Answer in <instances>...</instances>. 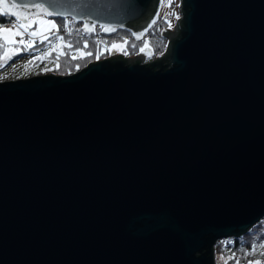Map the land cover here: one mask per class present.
Listing matches in <instances>:
<instances>
[{
  "label": "water",
  "instance_id": "obj_1",
  "mask_svg": "<svg viewBox=\"0 0 264 264\" xmlns=\"http://www.w3.org/2000/svg\"><path fill=\"white\" fill-rule=\"evenodd\" d=\"M15 2L137 40L160 0ZM177 11L148 64L0 82V264H214L264 218V0Z\"/></svg>",
  "mask_w": 264,
  "mask_h": 264
},
{
  "label": "trees",
  "instance_id": "obj_2",
  "mask_svg": "<svg viewBox=\"0 0 264 264\" xmlns=\"http://www.w3.org/2000/svg\"><path fill=\"white\" fill-rule=\"evenodd\" d=\"M10 19L14 20L15 18L11 17ZM9 18L0 16V27L5 26L7 24H11L8 22ZM59 21V20H58ZM64 25L65 23H68V29L70 30L71 34L68 35V33L65 31L63 27H61L59 31V35H62L65 37L66 42H71V44L75 48H80L82 51L86 52H92L93 56L91 57H85L84 59H71L72 55L79 56V53L74 52L73 50L64 47L63 52L68 53V55H61L58 61L59 67L57 68V51L60 50L61 44L58 43L57 51H53L51 53V56L47 57L46 60L48 61V65L42 69L41 75L45 76L48 74H51L53 76H66L73 74L77 72L78 70L84 68L88 63L97 62L102 59H105L108 57L109 52L108 49L111 48L113 44H121L124 49L128 52V55H124L120 51V55H123V57L132 58L135 55H137L140 51L139 49L144 46V42H148V48L151 50V55L153 58L163 55L165 52V45L166 42L163 38L159 37V33L161 30L166 29L168 27L167 22L163 18H156L155 23L151 25L150 28L145 31L141 37L140 40H135L133 38V35L125 30H117L115 33L104 35L101 33V29L97 28L91 33H84L81 30V23L74 22L72 20H63L62 21ZM52 41H54L55 36H52L49 38ZM88 42L87 49L83 48L84 42ZM125 41L127 43L125 44ZM49 41H45L44 43L36 42L35 48L37 51H39L41 48L45 47ZM0 44L1 41H0ZM98 50H102L103 54L100 56L99 59L95 58V53ZM2 52V48H0V55ZM24 53L18 55L21 56ZM17 56V57H18ZM122 57V58H123ZM38 64V61H36L35 65ZM164 65L166 63H163ZM77 65H79V68H77ZM34 67V66H29ZM231 242V243H229ZM261 243H264V218L259 221L256 225L250 228L249 235L245 236L242 235L240 238H231L227 240H221L217 242L214 245V258H215V264H223V261L220 259L222 256L227 258L228 256H231L233 253L236 254L237 257L240 258V264H248L249 260L254 259H260L264 261V257H261L259 255L260 251H264V249H258L255 256H248L244 257V252H250L252 250V246L259 245ZM228 264H234V260H228Z\"/></svg>",
  "mask_w": 264,
  "mask_h": 264
},
{
  "label": "snow or ice",
  "instance_id": "obj_3",
  "mask_svg": "<svg viewBox=\"0 0 264 264\" xmlns=\"http://www.w3.org/2000/svg\"><path fill=\"white\" fill-rule=\"evenodd\" d=\"M163 2V0H162ZM169 3H171V0H169ZM168 6V5H164ZM32 9H35V11H31ZM52 15H63L62 13H53L48 11L47 8H45L42 4H34V5H27V4H18L13 0L11 3H6L5 0H0V16L8 17L9 23H11V27H0V38H2L3 43L0 44V48H3V54L0 55V68H3L8 60H11L14 55L20 54L22 51H33L35 48V43L37 41V38L40 43H44L45 41H49L50 47L46 49L43 53L36 55L33 57L32 60H30L27 64H25L24 68L25 71L29 69V66H35V63L37 60L43 61L47 57L51 56V53L53 51H57L56 44H53L51 40L49 39L52 36H55V40L61 44V48L59 51H57V65L56 67H59L58 61L61 55H68V53L63 52V48L67 47L71 50H73L76 53H79V56L72 55L71 59H84L85 57H91L93 56L92 52H86L82 51L80 48H75L71 42H66L65 37L62 35H59L60 28L58 25L52 21L45 19V17H49ZM170 15H175V18L177 20L180 19V16L175 13H170ZM11 17H15L14 20L10 19ZM74 19V18H73ZM65 20H67V17L65 16ZM155 23V20L152 22ZM33 24L37 25H47V28L43 29V32L46 34H42V30L38 27L36 29H33ZM151 27V25H150ZM169 27H171V24L169 23ZM63 28L68 33V35L71 34L70 30L68 29V23H65L63 25ZM95 28V25H92L89 27L88 23L85 22L83 32L88 34L91 33L92 30ZM101 28L104 31H110V29L106 28L105 26L101 25ZM55 31H51V30ZM114 30V29H112ZM147 31V30H146ZM25 35H27V39H25ZM143 34L136 35V39L140 40L141 36ZM20 37V39L17 41L15 37ZM127 41H125V44ZM9 45H22L23 47H14L9 48ZM88 42L85 41L83 48L87 49ZM148 42H144V46L139 49L140 53H146V49H148ZM112 49H117L121 51L124 55H128V52L120 45L113 44L111 46V49H108L109 54H111ZM103 54L102 50H98L95 53V58L99 59L100 56ZM77 68H79V65H77ZM231 243V242H229ZM258 249H264V243L252 246V250L250 252H244L243 256H255ZM259 255L261 257H264V251H260ZM223 261V264H228V260H234V264H240V258L236 256L235 253H233L231 256H228L227 258L221 257L220 258ZM248 264H264V261L260 259H254L249 260Z\"/></svg>",
  "mask_w": 264,
  "mask_h": 264
},
{
  "label": "rangeland",
  "instance_id": "obj_4",
  "mask_svg": "<svg viewBox=\"0 0 264 264\" xmlns=\"http://www.w3.org/2000/svg\"><path fill=\"white\" fill-rule=\"evenodd\" d=\"M164 5H168V6H164ZM178 5H179V0H171V3H169V0H163V2H162V0H160V2H159V8H158V12H157L156 18H163L168 24V27H166V29L169 30V31L172 30V28H173V26H174V24H175V22L177 20L175 18V15H170V13L178 14V11H177L178 10ZM156 18H155V20H156ZM45 19L54 21L58 25V27L60 29H61V27H63V25H62L63 24V22H62L63 20L49 19L47 17H45ZM169 23L171 24V27H169ZM2 27H5V26H2ZM38 27L42 30V34H46V33L43 32V29L47 28L48 27L47 25L33 24V29H36ZM100 29L102 30V28H100ZM146 30H144L143 33ZM51 31H55V30H51ZM143 33H141V34H143ZM109 34H112V33H109ZM27 38H28L27 35H25V39H27ZM15 39L18 41L20 39V37L17 36V37H15ZM0 41H1V43H3L2 38H0ZM164 41L166 42V40H164ZM36 42H39L38 38H37ZM52 43L56 44V47H57L59 42H57L54 39V41H52ZM17 46L23 47L22 45H9L8 47L9 48H14V47H17ZM49 47H50V44L48 43L45 47L41 48L39 51H37V49H34L33 51H22L20 54H22V53H24V54L21 55V56H18L20 54L14 55L11 60L7 61L6 65L3 68H0V82H8V81H13V80H18V79H26V78H31V77L42 76L40 74L42 69L45 68L49 64L46 59H44L43 61L37 60L38 64L35 65L34 67H30L27 71H25L24 66L30 60H32L34 56L43 53ZM165 47H166V45H165ZM2 54H3V48H2L1 55ZM113 55H120V51L117 52V53H114ZM160 56L161 55H159V57ZM123 58H128V57H123ZM155 58H153L152 55L150 57H146V58L143 59V62L141 64L142 65L148 64L152 60H154ZM219 241H221V240H219ZM219 241H217V242H219ZM213 249H214V246H213ZM213 253H214V251H213ZM214 264H215V258H214Z\"/></svg>",
  "mask_w": 264,
  "mask_h": 264
},
{
  "label": "built area",
  "instance_id": "obj_5",
  "mask_svg": "<svg viewBox=\"0 0 264 264\" xmlns=\"http://www.w3.org/2000/svg\"><path fill=\"white\" fill-rule=\"evenodd\" d=\"M5 27H7V28H10L11 27V24H7V25H5ZM97 27H95L94 29H96Z\"/></svg>",
  "mask_w": 264,
  "mask_h": 264
}]
</instances>
